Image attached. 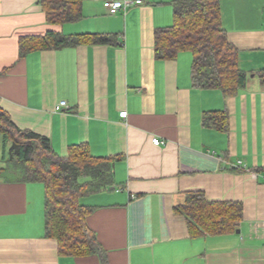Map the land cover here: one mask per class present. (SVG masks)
<instances>
[{
	"label": "crops",
	"instance_id": "1",
	"mask_svg": "<svg viewBox=\"0 0 264 264\" xmlns=\"http://www.w3.org/2000/svg\"><path fill=\"white\" fill-rule=\"evenodd\" d=\"M105 1L83 0L80 20L54 25L40 0H0V108L62 157L85 144L112 158L113 189L82 199L95 207L87 223L107 264H264V0H220L247 75L229 96L194 85L191 52L156 57L155 32L173 25L174 0H141L115 13ZM49 31L115 37L23 52ZM63 100L68 107L57 111ZM220 111L228 130L205 126V115ZM188 192L241 203L237 229L193 236L174 211ZM45 199L43 183L0 175V264H103L98 255L60 253L46 235Z\"/></svg>",
	"mask_w": 264,
	"mask_h": 264
},
{
	"label": "trees",
	"instance_id": "2",
	"mask_svg": "<svg viewBox=\"0 0 264 264\" xmlns=\"http://www.w3.org/2000/svg\"><path fill=\"white\" fill-rule=\"evenodd\" d=\"M83 0H40L49 23L63 25L83 17ZM172 26L155 32V54L159 59H175L181 52L193 55L192 80L200 89H218L224 95L236 94L246 86L247 75L239 66L238 49L227 37L221 23L220 0H174ZM113 34L65 35L49 31L46 36L23 43L29 49L74 47L80 44H110ZM204 124L228 130L225 111L208 113ZM0 134L6 152L1 176L7 180L41 182L45 185L46 235L55 239L61 254L98 255L107 264V254L87 223L95 210L83 198L114 187L112 158L95 157L85 144L57 154L46 136L18 128L0 108ZM7 146L9 147L7 149ZM175 213L186 218L193 236L232 233L243 217L236 202L209 201L203 192H188Z\"/></svg>",
	"mask_w": 264,
	"mask_h": 264
},
{
	"label": "built area",
	"instance_id": "3",
	"mask_svg": "<svg viewBox=\"0 0 264 264\" xmlns=\"http://www.w3.org/2000/svg\"><path fill=\"white\" fill-rule=\"evenodd\" d=\"M141 0H106L105 6L110 9L112 13L117 12L120 9H126L127 7L133 5V4H140ZM68 104L65 100L61 101L57 107V111H62L64 108H67ZM121 117L126 119L128 117V111L123 110L121 112ZM153 143L155 145H161L163 142L159 138H153Z\"/></svg>",
	"mask_w": 264,
	"mask_h": 264
},
{
	"label": "rangeland",
	"instance_id": "4",
	"mask_svg": "<svg viewBox=\"0 0 264 264\" xmlns=\"http://www.w3.org/2000/svg\"><path fill=\"white\" fill-rule=\"evenodd\" d=\"M3 147H4V143H3V136L0 134V155H1V153L3 152L2 150H3ZM9 147L7 146V149H8ZM2 157V156H1ZM1 157H0V160H1ZM1 162V161H0Z\"/></svg>",
	"mask_w": 264,
	"mask_h": 264
}]
</instances>
